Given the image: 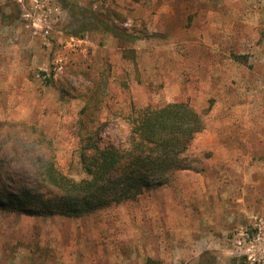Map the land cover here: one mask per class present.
I'll return each instance as SVG.
<instances>
[{"label":"rangeland","instance_id":"rangeland-1","mask_svg":"<svg viewBox=\"0 0 264 264\" xmlns=\"http://www.w3.org/2000/svg\"><path fill=\"white\" fill-rule=\"evenodd\" d=\"M91 95L100 144L118 147L130 114L189 103L194 170L79 219L0 211V264H236L234 235L264 219V0H0V198L51 191L50 160L82 178ZM211 226L221 248L192 252Z\"/></svg>","mask_w":264,"mask_h":264},{"label":"trees","instance_id":"trees-1","mask_svg":"<svg viewBox=\"0 0 264 264\" xmlns=\"http://www.w3.org/2000/svg\"><path fill=\"white\" fill-rule=\"evenodd\" d=\"M106 28L122 43L132 39L124 34V29L116 26ZM90 29L84 25L82 29L73 30L71 35L82 37ZM132 51L128 50L124 58L132 57ZM233 59L240 61L239 56L233 55ZM95 96L91 95L80 110L78 122L79 129L86 132L77 153L82 178L68 177L50 160L43 176L52 190L8 194L5 196L7 200L0 198V211L31 217L79 219L136 200L168 184L178 171L194 170L185 153L195 137L205 129V123L202 115L189 103L148 105L130 114L126 118L128 134L125 143L118 147L99 142L102 125L96 127L93 123V115L99 111ZM145 264L160 262L147 258Z\"/></svg>","mask_w":264,"mask_h":264},{"label":"built area","instance_id":"built-area-1","mask_svg":"<svg viewBox=\"0 0 264 264\" xmlns=\"http://www.w3.org/2000/svg\"><path fill=\"white\" fill-rule=\"evenodd\" d=\"M231 242L236 264H264V219L254 217L252 224L239 229Z\"/></svg>","mask_w":264,"mask_h":264},{"label":"crops","instance_id":"crops-1","mask_svg":"<svg viewBox=\"0 0 264 264\" xmlns=\"http://www.w3.org/2000/svg\"><path fill=\"white\" fill-rule=\"evenodd\" d=\"M186 171H188V170H186ZM186 171H184V172H186ZM236 203L237 204H239V200H236ZM225 204H227V202L225 201ZM243 212V211H242ZM239 211H238V213H236V217L238 218V215H239ZM210 216L211 217H214L215 215L214 214H212V213H210ZM228 216V214H225L224 213V215L223 216H221V219H222V223H223V227H225V223H226V220L228 221L229 220V218L232 220V218L233 217H235V216H233V215H231V216H233V217H227ZM245 217V216H244ZM242 219V218H241ZM229 223H231V222H229ZM213 226H211V229L208 231V233L206 234V235H204L205 237L203 238V237H200V239H198L197 241H195L196 243H194L192 246H191V248H192V252H194V253H197V252H199V251H206V250H209V249H217V248H221V244H220V242L219 241H216V240H214V237L212 236V234H213V228H212ZM212 233V234H211ZM221 233H223L222 235H224V231H222ZM191 251V250H190ZM234 251V250H233Z\"/></svg>","mask_w":264,"mask_h":264}]
</instances>
